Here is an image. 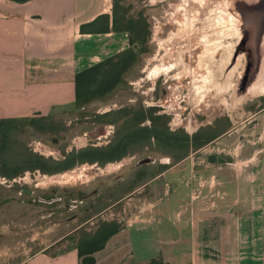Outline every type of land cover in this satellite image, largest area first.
I'll return each instance as SVG.
<instances>
[{
    "label": "rangeland",
    "instance_id": "rangeland-1",
    "mask_svg": "<svg viewBox=\"0 0 264 264\" xmlns=\"http://www.w3.org/2000/svg\"><path fill=\"white\" fill-rule=\"evenodd\" d=\"M256 1L126 0L150 19L154 47L130 71L128 85L83 107L9 118L19 119L13 129L22 148L55 159L109 142L117 126L100 120L102 114L125 107L159 106L174 129L193 133L212 124L224 132L176 163L145 145L120 160L55 173L27 169L10 178L0 171V264H24L38 251L62 253L103 223L123 225L147 210L162 215L169 202L186 214L188 202L205 194L199 189L208 174L204 160L241 162L247 149L264 145V59L259 63L255 52L264 8L256 10ZM43 115L50 117L48 130L30 123ZM102 125L107 135L90 134ZM164 165L167 174L155 176Z\"/></svg>",
    "mask_w": 264,
    "mask_h": 264
},
{
    "label": "crops",
    "instance_id": "crops-1",
    "mask_svg": "<svg viewBox=\"0 0 264 264\" xmlns=\"http://www.w3.org/2000/svg\"><path fill=\"white\" fill-rule=\"evenodd\" d=\"M113 5L114 0H0V119L75 105L77 72L130 45L127 31H81L82 23L101 13L112 15ZM245 152L249 156L241 162L204 160L208 174L199 184L205 194L188 202L186 214L173 202L162 215L137 212L95 252V264L154 257L166 264H264V145ZM24 264L81 262L73 246L58 254L38 251Z\"/></svg>",
    "mask_w": 264,
    "mask_h": 264
},
{
    "label": "trees",
    "instance_id": "trees-1",
    "mask_svg": "<svg viewBox=\"0 0 264 264\" xmlns=\"http://www.w3.org/2000/svg\"><path fill=\"white\" fill-rule=\"evenodd\" d=\"M25 2L29 0H16ZM126 0H114L113 14L101 13L91 21L81 24L83 33H104L112 29L127 31L130 45L124 50L77 72L75 78V106L83 107L95 99L113 95L118 89L128 85V74L143 56L154 51L151 21L143 11L134 12ZM159 106L141 105L113 109L102 114L104 122L114 123L117 128L106 144H88L74 148L65 159L48 157L37 151L22 148L15 141L14 123L19 119H0V171L10 178L16 177L27 169H41L45 173L66 170L76 163L120 160L139 151L147 145L173 157L176 162L186 159L192 151L217 138L224 131L209 124L193 133L184 128H172L170 115L160 113ZM30 123L37 128L48 130L50 117H31ZM9 161L16 166L8 167ZM70 163H68V162ZM22 162L24 165H20ZM64 163H68L65 167ZM164 165L160 172L166 170ZM115 222L103 223L99 229L83 236L77 246L81 264H95V252L103 248L107 240L121 229ZM131 264H166L163 258L154 257L144 263Z\"/></svg>",
    "mask_w": 264,
    "mask_h": 264
},
{
    "label": "flooded vegetation",
    "instance_id": "flooded-vegetation-1",
    "mask_svg": "<svg viewBox=\"0 0 264 264\" xmlns=\"http://www.w3.org/2000/svg\"><path fill=\"white\" fill-rule=\"evenodd\" d=\"M257 8H258V11H260V10H262V8H264V0H257L256 1V3H255V9L257 10ZM253 13L254 12H252V17H254L253 16ZM250 42H251V37H248V40L246 41V44H245L246 50H247V46L250 44ZM262 46H263L262 37H259L258 50L255 51V52H258L259 51V57H260V59L262 57V55H261V47ZM251 49L254 51V47H252ZM247 51L249 53V56H251V50H247ZM260 62L261 61L259 60V63ZM102 129L104 131H102ZM102 129H99V127H98L96 130L92 131L90 134L95 136V135H100V134L103 135V133H105L107 135L109 133V131L107 130L106 126H105V128H102Z\"/></svg>",
    "mask_w": 264,
    "mask_h": 264
},
{
    "label": "bare ground",
    "instance_id": "bare-ground-1",
    "mask_svg": "<svg viewBox=\"0 0 264 264\" xmlns=\"http://www.w3.org/2000/svg\"><path fill=\"white\" fill-rule=\"evenodd\" d=\"M253 16H254L253 17L254 20L260 19V16L257 17V14L256 13H253ZM253 24H254V21H253ZM248 37H251V32L248 34ZM258 37H262L263 46L261 47V55H262L261 58L264 59V19L261 22V24L259 25V28H258ZM259 60L261 61V59H259ZM102 128H105V126L104 125L99 126V129H102ZM102 131H104V130L102 129ZM103 134H105V133H103ZM95 136H97V135H95ZM99 136H101V135H99Z\"/></svg>",
    "mask_w": 264,
    "mask_h": 264
},
{
    "label": "built area",
    "instance_id": "built-area-1",
    "mask_svg": "<svg viewBox=\"0 0 264 264\" xmlns=\"http://www.w3.org/2000/svg\"><path fill=\"white\" fill-rule=\"evenodd\" d=\"M202 188H203V186L200 185V187H199V189H200V194L202 193ZM200 194H199V196H200Z\"/></svg>",
    "mask_w": 264,
    "mask_h": 264
}]
</instances>
